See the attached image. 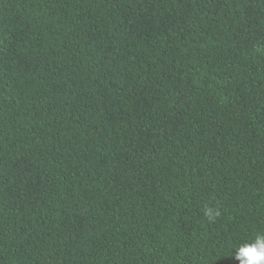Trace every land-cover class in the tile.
Masks as SVG:
<instances>
[{
    "label": "trees",
    "instance_id": "1",
    "mask_svg": "<svg viewBox=\"0 0 264 264\" xmlns=\"http://www.w3.org/2000/svg\"><path fill=\"white\" fill-rule=\"evenodd\" d=\"M257 232L264 0H0V264H239Z\"/></svg>",
    "mask_w": 264,
    "mask_h": 264
},
{
    "label": "clouds",
    "instance_id": "2",
    "mask_svg": "<svg viewBox=\"0 0 264 264\" xmlns=\"http://www.w3.org/2000/svg\"><path fill=\"white\" fill-rule=\"evenodd\" d=\"M204 215L209 221H214L220 212L217 209L205 208ZM233 259L239 264H264V232H257L251 240L236 247Z\"/></svg>",
    "mask_w": 264,
    "mask_h": 264
}]
</instances>
